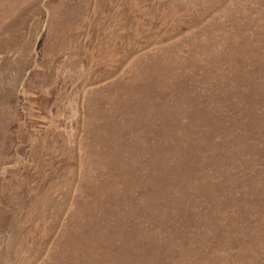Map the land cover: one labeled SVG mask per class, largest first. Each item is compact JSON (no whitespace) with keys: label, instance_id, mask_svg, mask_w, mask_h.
Segmentation results:
<instances>
[{"label":"rangeland","instance_id":"1","mask_svg":"<svg viewBox=\"0 0 264 264\" xmlns=\"http://www.w3.org/2000/svg\"><path fill=\"white\" fill-rule=\"evenodd\" d=\"M0 264H264V0H0Z\"/></svg>","mask_w":264,"mask_h":264}]
</instances>
